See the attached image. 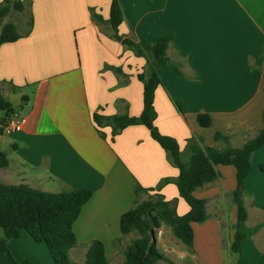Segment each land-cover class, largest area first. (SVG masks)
I'll return each mask as SVG.
<instances>
[{"label": "crops", "instance_id": "obj_1", "mask_svg": "<svg viewBox=\"0 0 264 264\" xmlns=\"http://www.w3.org/2000/svg\"><path fill=\"white\" fill-rule=\"evenodd\" d=\"M17 1L23 10L14 17L11 10L3 22L13 23L21 38L0 45V94L26 122L21 131L0 136L8 161L0 168V182L51 194L91 191L73 224L77 244L69 258L84 264L89 245L99 241L109 264H122L124 250L138 236L121 235L119 219L148 197L143 193L136 198L135 187L155 188L178 172L145 127H128L111 141V129L102 128L101 137L92 115H140L143 88L137 75L145 71L146 60L112 37L110 0H11ZM121 4V38L141 43L173 38L169 63L160 69L163 86L155 91L154 125L176 140L182 162L189 160L192 136L201 137L203 146L221 149L225 144L214 141L220 133L230 147L239 148L262 129L264 0ZM92 14L101 20H93ZM204 111L210 116L208 128L197 123V114ZM216 170L219 177L193 193L206 200L208 218L192 224V247L161 226L156 229L162 235L155 240L157 249L173 264H264V146L252 155L243 183L246 220L239 226L245 236L240 253L230 250L238 219L232 196L236 170L229 165ZM158 194L178 216L188 213L174 184L164 185ZM42 245L24 232L10 249L16 261L52 264ZM175 253L179 261L172 259ZM0 264H7L1 254Z\"/></svg>", "mask_w": 264, "mask_h": 264}, {"label": "trees", "instance_id": "obj_2", "mask_svg": "<svg viewBox=\"0 0 264 264\" xmlns=\"http://www.w3.org/2000/svg\"><path fill=\"white\" fill-rule=\"evenodd\" d=\"M11 10L21 12L22 3L5 0L1 4L0 45L16 42L21 38L13 23L3 22ZM92 18L95 21L101 20L95 14H92ZM107 22L111 27L112 37L116 41L131 50L135 56L146 60L145 71L137 75L143 88L142 111L137 117L128 114L107 117L95 112L92 115V122L101 137L104 136L102 128L109 127L111 141L128 127H145L151 139L168 154L169 160L178 172L174 179H163L155 188L144 189L139 185L135 187L136 198L143 193L148 197L146 200L136 201L134 207L122 214L119 219L121 235L135 233L138 236L124 250L122 264H157L160 261L173 264L156 247L154 232L161 226L168 227L173 237L184 246L189 249L192 247V224L204 223L208 218L205 211L206 200L195 198L193 193L197 188L212 183L219 177L216 170L217 165L233 166L236 170L237 186L232 196L237 207L238 219L230 250L240 253V243L245 236L239 232V226L246 220V211L241 200L245 192L243 183L251 169L252 155L264 146V111L262 129L241 147H230L228 139L220 133L214 135V141H222L225 144V147L221 149L203 146L201 137L192 136L188 140L189 160L186 163L182 162L176 140L160 134L154 125L156 119L155 91L159 86H163L160 69L169 63L167 49L173 41L172 36L166 35L150 43L121 38L118 34V28L123 22L121 0H110ZM172 101L178 109L182 108V103ZM0 111L4 113V116L0 118L1 136L8 119L15 113L12 104L1 94ZM197 123L202 128L210 126V116L207 111L197 114ZM7 165V156L0 148V168H6ZM169 183L175 185L179 197L187 204L189 208L187 214L178 216L175 207H172L162 195L158 194V191ZM91 197L92 193L88 189H67L51 194L26 185L9 186L0 182V252L5 255L10 264H32L29 261H16L10 249L12 241L25 232L35 243L45 245L53 264H75L69 258V251L77 244L73 224L82 207ZM151 226L153 227L152 238L149 235ZM84 264H109L101 242L94 241L89 245Z\"/></svg>", "mask_w": 264, "mask_h": 264}, {"label": "built area", "instance_id": "obj_3", "mask_svg": "<svg viewBox=\"0 0 264 264\" xmlns=\"http://www.w3.org/2000/svg\"><path fill=\"white\" fill-rule=\"evenodd\" d=\"M25 122L26 120L24 117L17 113L12 114L3 128V134L9 135L21 131L25 125ZM154 238L155 240H159L161 238V232H154Z\"/></svg>", "mask_w": 264, "mask_h": 264}, {"label": "rangeland", "instance_id": "obj_4", "mask_svg": "<svg viewBox=\"0 0 264 264\" xmlns=\"http://www.w3.org/2000/svg\"><path fill=\"white\" fill-rule=\"evenodd\" d=\"M16 15V13H15V11H12V13H11V17H14ZM19 28H23L22 27V25H20L19 26ZM11 103H13V102H11ZM0 114H1V111H0ZM4 115V114H3ZM2 115V116H3ZM164 228H162V230L163 229H165V227L166 226H163ZM168 228V227H167ZM156 231V230H155ZM159 231V230H158ZM160 232V231H159ZM137 235V234H136ZM161 238H162V235H161ZM43 247H45L44 245H42ZM175 248V247H174ZM46 249V248H45ZM163 249V248H162ZM47 250V249H46ZM12 253V252H11ZM0 254L2 255V257H3V259L5 260V262L7 263V264H10L8 261H7V259H6V257H5V255L2 253V252H0ZM47 254H48V252H47ZM178 256H179V254L178 253H175V256H174V258H172V259H178V261H179V258H178ZM15 259V258H14ZM50 259V258H49ZM74 259V258H73ZM75 260V259H74ZM20 262V261H19ZM76 262H78V261H76ZM51 263L53 264V262H52V260H51ZM162 264H165V262L164 263H162Z\"/></svg>", "mask_w": 264, "mask_h": 264}, {"label": "water", "instance_id": "obj_5", "mask_svg": "<svg viewBox=\"0 0 264 264\" xmlns=\"http://www.w3.org/2000/svg\"><path fill=\"white\" fill-rule=\"evenodd\" d=\"M149 235H150V238L153 237V227L152 226L149 229Z\"/></svg>", "mask_w": 264, "mask_h": 264}]
</instances>
